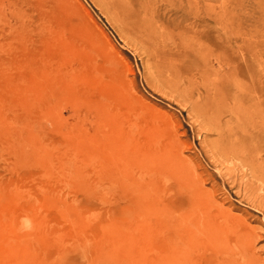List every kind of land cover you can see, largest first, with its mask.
Returning a JSON list of instances; mask_svg holds the SVG:
<instances>
[{
  "label": "rangeland",
  "instance_id": "374dc122",
  "mask_svg": "<svg viewBox=\"0 0 264 264\" xmlns=\"http://www.w3.org/2000/svg\"><path fill=\"white\" fill-rule=\"evenodd\" d=\"M48 1L0 0V186L22 195L32 190V208L36 205L43 219L38 231L21 229L13 242L30 245L27 258H36L37 264H157V256L167 252L157 234L172 230L169 227L177 222L173 214L189 211L190 201L165 189L158 172L139 167V150L132 144L122 148L110 140L118 136L114 129L118 122H124L122 104L116 99L123 97L138 109L131 116L134 143L147 144L151 139L160 147L170 137L178 144L190 176L202 183L205 199L218 206L214 209L229 214L236 208L245 226L255 228L251 253L264 260V171L247 161L250 168L245 167L244 156L220 151L210 125L204 82H196L193 75L171 79L153 67L143 42L127 36L111 14H104L90 0H67L75 11L67 30L78 40L85 36L102 52L95 78L85 73L101 87L90 90L83 79L74 85L71 64L58 63L57 55L48 56L52 52L48 41L57 36L53 26L47 32L46 25L56 24ZM152 7L145 10L159 24L173 26L182 15L181 25L172 30H184L192 40L225 35L237 47L238 37L264 39V0H188L178 5L158 0ZM217 50L221 49L215 44ZM210 57L212 62L215 57ZM82 64L77 59L73 66L80 69ZM212 65L217 68L216 60ZM35 78L48 88L40 91ZM107 83L115 85L110 88ZM262 90L264 96V77ZM84 156L86 161H81ZM60 163L63 175L38 174L43 166L55 164L59 172ZM39 185V189L51 188L45 193L50 200L46 206L36 204L38 193H44L33 191ZM90 214L94 218L87 219ZM5 216L0 212V220ZM55 228L62 233H55ZM9 241L0 229V252ZM234 241L231 237L213 249L202 246L200 258L227 254L235 249ZM184 247L178 244L181 251ZM13 259L8 256L0 264H12Z\"/></svg>",
  "mask_w": 264,
  "mask_h": 264
},
{
  "label": "bare ground",
  "instance_id": "6f19581e",
  "mask_svg": "<svg viewBox=\"0 0 264 264\" xmlns=\"http://www.w3.org/2000/svg\"><path fill=\"white\" fill-rule=\"evenodd\" d=\"M90 1L104 14H111L127 36L131 35L138 42H143L147 59L158 71L164 72L171 79L179 75L183 77L193 75L196 82L201 84L204 82V87L209 92L207 106L211 111L209 118L213 121L210 122V125L212 131L217 135L215 143L220 151L223 154H231L239 158L244 156L248 158L243 164L245 167L250 168L252 166L255 170L257 168L258 171H264V130L262 128L264 117L262 118L261 113V110L264 111L262 90L264 77L263 38L260 41L251 37H238L236 38L237 47L233 46L225 35L206 34L205 37H202L203 39L192 40L193 38L184 30H172L173 27L181 25L182 15L181 18L178 17L179 20L176 24L172 20L173 26L168 23L159 24L148 17L151 13L145 9H152L158 0ZM162 1L165 5L186 4L188 2V0ZM48 2L50 3L48 7L52 10L53 15L59 17L58 19L55 17L56 24L46 25L48 27L47 32H51L55 27L57 33V36L48 41L52 51L48 56L57 55L58 63L63 61L64 65L71 64L69 73L73 78L74 85L83 79L86 80L85 84L90 90L98 88V86L101 87L100 82L98 85L96 84L98 80L94 81L85 76V73L89 72L95 78L96 71L94 70L97 65H101V61L97 58H101V50L92 41L89 45L85 41V36L82 37L84 40H78L71 34L69 29H71V19L75 17V11L70 9L67 0H49ZM139 8L145 12L140 13ZM61 14L62 16H60ZM61 20H64V23ZM65 23H68V26ZM62 25L66 27V31L60 27ZM67 28L69 29L67 30ZM66 32L71 36L67 35ZM187 32L191 33V31ZM215 44L222 51L217 50L215 52ZM95 48L99 49L98 54ZM210 56L215 57L213 61L216 60L217 68H213V61L211 62ZM77 59L80 62L83 60L81 67L79 65L80 69L78 66H73ZM58 71L61 72L62 68ZM35 82L40 91L48 88L46 82H41L37 78H35ZM107 84H109L108 87L111 85L110 88L115 85L114 83ZM116 99L122 104L124 122H118L120 125L118 128H114L117 130L118 136H113V132V138L110 137V140L119 142L122 148H128L132 144L136 150H139L137 153L139 152V161L141 160L142 163L139 167L143 166L145 170L149 167L148 170L151 174H153L152 170L158 172L156 176L163 179L162 184L165 189L170 190L172 194L177 192L183 199L185 197L190 201L189 211L173 214L172 217L177 218V222L174 221L173 226L169 227L172 230L166 232L160 230L158 232L157 240L167 247V252H162L157 256V264H264V260L251 253L255 241L253 238L256 236L254 234L255 228L245 226V219L243 215L237 213L238 209L235 208L236 212L231 211L229 214L214 209H217L218 206L205 199L202 193V183L195 181L196 179L190 176L189 166L181 158L179 145L173 143L170 137L163 145L164 147L156 146V143L151 139L148 140L149 143L147 142V144L138 143V141L134 143V138H136L133 137L135 122L131 116H135L138 109L133 107L131 103L126 104L123 97ZM20 119L22 120L23 117ZM86 157H81V161H86ZM7 158H12V156ZM258 160L260 163H255ZM246 161L250 163V166L245 165ZM136 169L135 173L141 175L139 168ZM39 172L38 174L42 176L58 173L59 177L64 174V166L60 163L58 172L56 164L54 166L46 165ZM37 188H34L33 191L43 190L44 193L43 195L41 192L38 193L36 204L40 202H42L40 204L42 206L44 203L49 204L50 200L47 199L45 193L51 188L39 189L41 188L40 185ZM31 192L32 190L24 191L22 195L16 189L11 190L6 185L0 186V212L6 215L5 220H0V229L10 239L0 252V263L6 261L8 256H12V259L15 257L12 264H37L36 258H27L26 254L31 250L30 245L26 248L20 242L18 244L13 242L16 237H19L21 233L19 230L21 229L27 230L28 233L40 229L43 219L35 210L36 205L34 209L32 208L35 199L32 198ZM149 200L147 201L149 202ZM165 202L161 204L162 213L158 216L159 218L162 217L169 201L166 200ZM259 208L257 205L255 209L260 211ZM69 213L72 214L71 211ZM192 215H196L193 217L195 220L191 223L193 228L188 223L192 219ZM90 218H94V214L87 216V219ZM57 232L62 233L55 228V233ZM231 237L235 238V249H229L226 251L227 254L215 253L211 257L200 258L202 246H206V248L210 246V249L218 248L223 241L227 240L228 242ZM236 237H238L237 240ZM185 238L188 240L183 242L182 240ZM193 239L195 240L192 241ZM202 239L204 240L201 241ZM179 243L185 245L183 251L178 248ZM110 246L112 247L110 250H112L111 243Z\"/></svg>",
  "mask_w": 264,
  "mask_h": 264
}]
</instances>
